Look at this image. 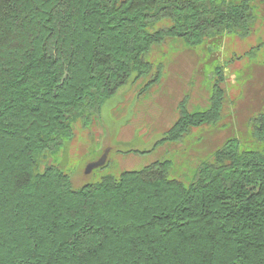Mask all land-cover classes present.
Returning a JSON list of instances; mask_svg holds the SVG:
<instances>
[{
  "label": "trees",
  "instance_id": "1",
  "mask_svg": "<svg viewBox=\"0 0 264 264\" xmlns=\"http://www.w3.org/2000/svg\"><path fill=\"white\" fill-rule=\"evenodd\" d=\"M253 2L0 0V264H264V112L258 148L228 140L188 184L164 160L75 190L46 162L121 88L160 83L154 47L250 37ZM225 80L216 66L209 107L185 99L156 146L219 124Z\"/></svg>",
  "mask_w": 264,
  "mask_h": 264
},
{
  "label": "rangeland",
  "instance_id": "2",
  "mask_svg": "<svg viewBox=\"0 0 264 264\" xmlns=\"http://www.w3.org/2000/svg\"><path fill=\"white\" fill-rule=\"evenodd\" d=\"M253 4L257 22L246 39L226 36L198 49L181 40H167L154 47L150 60L164 65L160 83L145 92L150 78L121 88L105 103L100 118L87 129L76 127L74 138L47 165L68 174L73 189L81 190L106 176L119 177L168 160L170 177L188 184L228 140H238L244 150L258 148L252 125L264 112V0ZM216 66L223 67L226 77L222 120L192 129L178 143L156 146L177 121L178 107L185 99L190 112L209 107V82ZM106 152L105 166L88 174L89 165Z\"/></svg>",
  "mask_w": 264,
  "mask_h": 264
},
{
  "label": "water",
  "instance_id": "3",
  "mask_svg": "<svg viewBox=\"0 0 264 264\" xmlns=\"http://www.w3.org/2000/svg\"><path fill=\"white\" fill-rule=\"evenodd\" d=\"M107 155L108 152H106L101 159H99L97 162H94L92 164L89 165L88 169H87V173H91L93 170L98 169V168H102L105 166L106 164V160H107Z\"/></svg>",
  "mask_w": 264,
  "mask_h": 264
}]
</instances>
